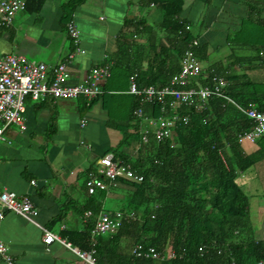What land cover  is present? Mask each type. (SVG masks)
Here are the masks:
<instances>
[{
	"label": "crops",
	"instance_id": "0c3cea01",
	"mask_svg": "<svg viewBox=\"0 0 264 264\" xmlns=\"http://www.w3.org/2000/svg\"><path fill=\"white\" fill-rule=\"evenodd\" d=\"M67 1L44 0L39 11H19L0 34V56L13 53L50 66L66 60L75 50L67 31ZM162 18V8L154 0H84L75 9L72 20L80 29L84 52H77L67 63L69 83L86 81L94 66L107 61L113 63L112 74L102 84L104 93L95 99L35 101L27 97L26 128L12 124L6 129V139L0 143V188L30 195L40 224L15 212H6L0 220V241L15 264H85L64 243L56 240L48 245L43 228L66 238L65 231L84 229L88 218L79 210L91 195L103 196L102 210H107L106 196L132 189L121 181L91 192L87 179L95 174L102 156L120 147L131 153L138 148V142L122 146L125 134H134L140 126L132 116L138 98L129 91L130 76L134 65L148 69L154 55L165 53L169 46ZM181 18L203 48L205 57L199 59L205 72L219 68L229 74L245 73L264 92V0H184ZM130 19L143 21V25L138 30L129 27ZM124 34L133 47L132 55L122 59ZM139 45L144 52L135 59L133 53ZM171 59L175 62L176 58ZM250 143L256 146L241 143L246 153L258 150L263 139L247 141ZM249 170L259 177L264 162L253 164L237 178L244 190L251 186L248 179L242 180ZM255 217L256 237L264 239V220L259 214ZM0 264H7L1 256Z\"/></svg>",
	"mask_w": 264,
	"mask_h": 264
},
{
	"label": "trees",
	"instance_id": "16d2710c",
	"mask_svg": "<svg viewBox=\"0 0 264 264\" xmlns=\"http://www.w3.org/2000/svg\"><path fill=\"white\" fill-rule=\"evenodd\" d=\"M82 1L68 0L64 5L67 23ZM154 2L162 8L161 27L167 31L170 44L164 48L165 53L154 55L148 69L134 65L131 73H137L140 86L162 87L181 70V60L195 36L181 18L184 0ZM43 3L44 0H26V8L39 11ZM127 25L138 30L143 21L130 19ZM5 28L0 25V34ZM125 37L124 34L122 59L132 55L133 44ZM195 50L198 57H205L200 45ZM143 52L144 48L137 46L134 58ZM215 75L228 79L225 90L239 104H254L264 111V92L245 73L229 74L219 68L213 72L202 70L189 86L198 82L213 85ZM138 103L137 99L134 108ZM209 104L205 111L181 107V112L190 113L191 121L160 141L152 134L144 143L139 129L134 134L126 133L122 146L138 142L137 151L125 152L120 147L114 150L115 157L128 161L144 175V180L127 182L132 187L127 191L128 206L110 211L124 214L120 226L97 236L93 245L92 229L103 211V196L93 194L79 210L80 214L92 211L84 229H69L64 236L82 250L95 246L99 264H264V239H257L255 234L251 198L237 181L243 171L264 159V143L258 150L246 153L238 135L249 130L252 121L224 98L213 97ZM145 110L153 112L156 107L147 103ZM132 212L134 217L130 216ZM136 244L162 251L173 248L179 256L165 260L139 257L132 253ZM203 245L208 249L202 252Z\"/></svg>",
	"mask_w": 264,
	"mask_h": 264
},
{
	"label": "built area",
	"instance_id": "2783aa9c",
	"mask_svg": "<svg viewBox=\"0 0 264 264\" xmlns=\"http://www.w3.org/2000/svg\"><path fill=\"white\" fill-rule=\"evenodd\" d=\"M25 8L26 0H0V25H11L15 15ZM186 28L191 29V26L186 24ZM67 31L73 40L75 50L66 60L54 66L13 53L0 56V143L6 139L5 131L8 126L18 124L23 129L26 128L23 113L27 97L35 101H44L47 98L93 99L104 93L102 84L112 74L111 61L94 66L86 81L77 84L69 83L71 73L67 63L77 52H84V49L80 47V29L73 20L67 23ZM199 43L198 38L192 40L181 60V70L162 87L140 86L137 73L131 74L129 91L139 100L138 106L133 109L132 116L140 122L139 131L142 134V141L148 143L152 134L158 141L173 136L180 125H186L191 121L190 113L181 112V107L194 106L199 111H205L209 108V100L213 97H221L233 103L252 121L253 126L238 135L240 143L258 141L264 137V111L259 110L254 104L250 106L239 104L226 92L227 82L223 77L213 76V85H202L198 82L197 85L189 86L203 70L195 50ZM147 103L153 104L156 110L148 113L145 110ZM222 156L225 157V154L222 153ZM143 180L144 175L137 172L128 161L116 158L114 153H108L100 158L96 173L87 179V186L91 192H94L96 189H108L121 181L141 183ZM6 212H15L40 225L36 220L38 210L30 195L20 196L16 192L0 188V220L5 217ZM91 215V210L85 212L86 218ZM123 216L121 211H117L116 214L101 211L92 229L93 245L100 234L116 230ZM130 216L134 217L135 212H132ZM43 229L45 230L44 240L48 245L58 240L73 249L85 264H99L95 257V246L90 250H82L61 235L46 228ZM207 249L206 245L200 248L202 252ZM132 253L139 257L160 260L179 256L178 251L173 248L162 251L155 246L146 247L141 244H136L132 248ZM0 256L7 264H15L13 256L7 251L2 241H0Z\"/></svg>",
	"mask_w": 264,
	"mask_h": 264
},
{
	"label": "rangeland",
	"instance_id": "374dc122",
	"mask_svg": "<svg viewBox=\"0 0 264 264\" xmlns=\"http://www.w3.org/2000/svg\"><path fill=\"white\" fill-rule=\"evenodd\" d=\"M263 143H264V139H263ZM245 145L256 146L254 145V143L247 144V142H245ZM263 162L264 161H260L258 162V164L259 165L263 164ZM242 175H241L243 178L242 180L247 181L248 179L249 182L251 183V186L249 188L247 187L245 188L246 192L250 195L251 198V220L257 223L258 221L255 215L259 214V216L262 217V221H263L264 220L263 219L264 218V172H262V175H260L259 177L258 175L257 176L253 175L251 170L245 172ZM105 206L108 211H116L119 210L121 207H127L128 206L127 193H123L122 195L114 194V195L106 196ZM259 207L261 208L260 211L258 210ZM255 234H256V230H255Z\"/></svg>",
	"mask_w": 264,
	"mask_h": 264
}]
</instances>
